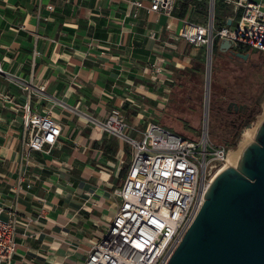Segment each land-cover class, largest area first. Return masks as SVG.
<instances>
[{
  "label": "crops",
  "instance_id": "crops-1",
  "mask_svg": "<svg viewBox=\"0 0 264 264\" xmlns=\"http://www.w3.org/2000/svg\"><path fill=\"white\" fill-rule=\"evenodd\" d=\"M133 1L0 0V62L19 76L32 74L35 85L45 79L46 91L99 118L119 104L129 122L144 127L166 103L172 66H189L193 49L202 46L177 34L180 19H192L194 2L180 16V0L170 14L147 10L151 0L140 7ZM223 5L221 24L233 14ZM208 6L209 0L204 12H195L208 18ZM159 58L170 79L145 72ZM0 89L17 101L26 98L2 77ZM31 103L38 112L50 110L62 130L48 151L25 154L22 110L0 101V212L31 218L16 224L13 262L81 264L116 211L114 189L132 148L50 100Z\"/></svg>",
  "mask_w": 264,
  "mask_h": 264
},
{
  "label": "built area",
  "instance_id": "built-area-1",
  "mask_svg": "<svg viewBox=\"0 0 264 264\" xmlns=\"http://www.w3.org/2000/svg\"><path fill=\"white\" fill-rule=\"evenodd\" d=\"M175 0H151L147 10L172 13ZM233 11L229 23L214 29V1L208 6L206 22L180 19L177 34L207 52L213 39L230 41V48L253 47L264 52V0H223ZM133 4L142 6V0ZM154 78L170 79L171 71L163 58L144 67ZM0 77L26 92L22 102L0 89L3 105L22 110L26 131L22 148L48 151L58 142L62 124L50 115L34 109L36 101L50 100L72 112L100 131L121 139L132 148L123 182L114 193L119 196L116 211L104 232L90 245L81 264H165L182 234L191 224L204 198L205 189L227 160L229 148L210 140L207 124L202 119L200 138L196 141L175 133L156 121L144 127L129 122L121 106L111 107L99 118L78 105L68 104L56 94L46 91V80L34 84V76H19L0 62ZM209 101L204 98L205 110ZM27 183L26 186H29ZM20 187V186H19ZM31 218L17 217L14 212L4 217L0 212V264H14L16 224L29 223Z\"/></svg>",
  "mask_w": 264,
  "mask_h": 264
},
{
  "label": "water",
  "instance_id": "water-1",
  "mask_svg": "<svg viewBox=\"0 0 264 264\" xmlns=\"http://www.w3.org/2000/svg\"><path fill=\"white\" fill-rule=\"evenodd\" d=\"M213 1L209 0L210 9ZM219 47L248 57L230 48L229 40L221 39ZM211 51L205 59L206 92ZM227 106L243 104L235 101ZM206 112L208 108L203 119ZM254 130L238 151L235 165L223 167L208 183L198 211L165 264H264V118Z\"/></svg>",
  "mask_w": 264,
  "mask_h": 264
},
{
  "label": "rangeland",
  "instance_id": "rangeland-1",
  "mask_svg": "<svg viewBox=\"0 0 264 264\" xmlns=\"http://www.w3.org/2000/svg\"><path fill=\"white\" fill-rule=\"evenodd\" d=\"M200 1H202V0H200ZM202 9H205V8L203 7ZM215 11H216L214 13L215 19L213 21L214 29H216L218 27L216 25L220 19V16H222L223 13L226 12L224 5H223V0H216ZM190 16L192 19H196V20H199L201 22H206V20H207L206 14L201 16V15H198L195 11H190ZM241 49L246 50L249 53L250 61H249V63L244 64L241 67H239L238 65H235L232 61H230L228 51H223L219 46L217 48L215 47L212 51V58H213V63H214L213 64V66H214L213 71L214 72L210 71L209 85H208L209 88H208L207 92H206V86H205L206 71H205V63H204L205 74H204V77H203L201 84H199V82L197 80H194V81H190L188 84H184V86H183L184 88L175 85V86L179 87L177 99H179V96H180L181 108H183V109L174 108V104H175V102L177 103L178 100H176V98H175L176 96H174V95L171 97L172 87H170V85H169L170 90L168 92L167 100L165 101L166 103L164 104V106L162 108H160L157 111V113H155L152 121H157V123H159L160 125H163L164 127L169 129L170 131L175 132V133L176 132L180 133L181 135H183L187 139L196 141L200 138V134H201V123H202V119H203L202 115H203V111H204L205 94H206L208 101L209 100L216 101L220 97L217 94V92L214 91V93H213L211 91V86H210L211 81L213 82V80L215 79L217 85H220L227 80H230V82L232 83V82H234V80L231 78H232V76H234V74L244 75L247 78V80L252 81V83H251L252 89H255L257 86L260 87L259 99H260L261 112L258 113L250 122L244 124L239 129L240 132L236 137L235 146H229L228 147L230 149L229 151H233V154H236L239 147L242 146L239 143V138H240V134L242 131L241 129L243 127H247L248 129L252 130L256 127L258 122L264 118L263 108H262V101L264 100V52H262L258 49H255L253 47H250V46L248 48H241ZM192 55L205 62L206 50H205L204 46L199 47L198 50L193 49ZM178 64H181V65H176V66H179V67L188 66V65H186V63L184 61H182L180 63L178 61ZM223 64H225V66ZM190 65H191V62H190ZM227 66L234 68V72H231L230 70H228ZM210 70H211V67H210ZM255 81L258 83V85H255ZM235 85L237 87H239V85H237V84H235ZM185 86H187V87H185ZM190 86H195L194 87L195 89L189 90L188 87H190ZM198 90H200L202 102H201V105H198V107L194 108L192 106V103L195 102V95L198 93ZM239 91L240 90L237 89V93H239ZM236 99H238V98H236ZM236 99H233L231 97L229 98V96H227V94H226L224 99H222V101H224V103L226 104V103H229V102L234 101ZM238 101H239V99L236 100V102H238ZM242 101L245 102L246 100H242ZM209 103H210V101H209ZM208 109H209V107H208ZM207 116H208V112H207ZM209 138L211 141L218 143V144H221L219 141L215 140L210 135H209ZM228 164H231V163H228Z\"/></svg>",
  "mask_w": 264,
  "mask_h": 264
},
{
  "label": "trees",
  "instance_id": "trees-1",
  "mask_svg": "<svg viewBox=\"0 0 264 264\" xmlns=\"http://www.w3.org/2000/svg\"><path fill=\"white\" fill-rule=\"evenodd\" d=\"M188 2H194L196 4L195 11L202 13L204 12L203 7L205 8V5L207 3V0H180L179 4V10L178 15L183 16L185 14V9L187 7ZM216 4V0H215ZM215 11V9H214ZM216 12V11H215ZM215 19V18H214ZM221 24V21H218L217 25ZM213 45H212V51L213 49L219 46V39L214 38L213 39ZM236 50L247 53L249 56V53L246 50H243L241 48H237ZM211 51V56H212ZM224 51V50H223ZM230 61H232L235 65H238L241 67L244 64L249 63L250 56L244 59L241 56L238 55H231L229 54ZM211 70L214 72V66H213V58L211 61ZM226 62V61H225ZM204 61L193 57L191 60V65L189 66H172V76L171 80L168 82L170 87H172L171 91V97L174 95L176 96V100L178 102L174 104V108L176 109H183L181 108V102H180V96L178 98V88L183 87L184 84H188L190 81L197 80L199 84L202 83L205 71H204ZM225 66V64H223ZM222 65V66H223ZM234 67V66H233ZM227 69L231 72H234V68L228 67ZM234 82H230V80L225 81L224 83L217 85L215 79L213 82L211 81V91L214 93L217 92V94L220 96L219 99L216 101L209 100V109H208V124H207V131L208 135L213 137L215 140L219 141L221 144L225 145L226 147L229 146H235L236 137L240 132V128L250 122L258 113L261 112V106H260V87L257 86L255 89L251 88V80H247V78L244 75L240 74H234L232 78ZM235 84L239 85L237 87ZM179 87H177V86ZM255 85H258V83L255 81ZM187 87V86H185ZM195 86L188 87L189 90H193ZM184 88V87H183ZM237 89H239V93H237ZM229 96V98L239 99V103L243 104V107L241 108H232L228 107V103H224L222 99H224L225 95ZM236 99V100H238ZM234 100V101H236ZM241 100V101H240ZM242 100H246L243 102ZM231 101V100H230ZM231 101V102H234ZM201 93L200 90H198V93L195 95V102L192 103V106L194 108L198 107V105H201ZM219 102V103H218ZM184 103V102H183ZM185 105V104H184ZM186 106V105H185Z\"/></svg>",
  "mask_w": 264,
  "mask_h": 264
},
{
  "label": "bare ground",
  "instance_id": "bare-ground-1",
  "mask_svg": "<svg viewBox=\"0 0 264 264\" xmlns=\"http://www.w3.org/2000/svg\"><path fill=\"white\" fill-rule=\"evenodd\" d=\"M209 56V55H208ZM208 64L210 62V56L208 57ZM210 65V64H209ZM208 65V66H209ZM262 108H263V114H264V100L262 101ZM207 111V109H206ZM207 113V112H206ZM205 113V114H206ZM206 122H207V116L205 117V127H206ZM252 129V128H251ZM255 129V128H254ZM254 129L250 130L248 129L247 127H243L241 130V134H240V138H239V143L243 146V144L249 140H251V138L253 137V133H254ZM240 146L239 149L237 150L236 154H233V151H229L228 152V155H227V158H226V162L224 164H222V166L219 168V171L222 170L223 167L227 166L228 163H231V164H228V165H235V162H236V156H237V153L238 151L240 150V148L242 147ZM233 155V156H232Z\"/></svg>",
  "mask_w": 264,
  "mask_h": 264
},
{
  "label": "flooded vegetation",
  "instance_id": "flooded-vegetation-1",
  "mask_svg": "<svg viewBox=\"0 0 264 264\" xmlns=\"http://www.w3.org/2000/svg\"><path fill=\"white\" fill-rule=\"evenodd\" d=\"M238 103H239V102H238ZM231 107L235 109V106H231Z\"/></svg>",
  "mask_w": 264,
  "mask_h": 264
}]
</instances>
